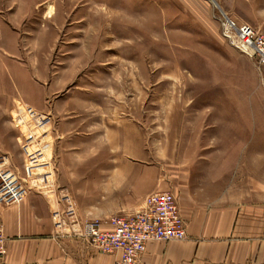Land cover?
Returning <instances> with one entry per match:
<instances>
[{
  "label": "rangeland",
  "instance_id": "obj_1",
  "mask_svg": "<svg viewBox=\"0 0 264 264\" xmlns=\"http://www.w3.org/2000/svg\"><path fill=\"white\" fill-rule=\"evenodd\" d=\"M225 17L264 36V0H0V152L27 193L64 187L85 221L218 168L231 185L233 139L264 134V67Z\"/></svg>",
  "mask_w": 264,
  "mask_h": 264
},
{
  "label": "crops",
  "instance_id": "obj_2",
  "mask_svg": "<svg viewBox=\"0 0 264 264\" xmlns=\"http://www.w3.org/2000/svg\"><path fill=\"white\" fill-rule=\"evenodd\" d=\"M233 140L247 146L233 147L231 185L223 168L200 182L193 176L176 193L186 239L149 243L137 264H264V134ZM29 188L19 205H0L8 239L0 264H114L78 236L88 220L109 229L113 214L81 221L65 214L64 187Z\"/></svg>",
  "mask_w": 264,
  "mask_h": 264
},
{
  "label": "built area",
  "instance_id": "obj_3",
  "mask_svg": "<svg viewBox=\"0 0 264 264\" xmlns=\"http://www.w3.org/2000/svg\"><path fill=\"white\" fill-rule=\"evenodd\" d=\"M221 23L222 35L232 40L237 33L240 48H248L258 67H264V36L246 24L236 26L227 17ZM26 183L11 165L9 157L0 152V205L16 206L25 198ZM103 229L101 220L85 221L78 236L97 253L114 257V264H137L149 243L184 241L185 225L176 197L168 191H156L144 197L138 210L115 215ZM8 239L0 224V258Z\"/></svg>",
  "mask_w": 264,
  "mask_h": 264
},
{
  "label": "bare ground",
  "instance_id": "obj_4",
  "mask_svg": "<svg viewBox=\"0 0 264 264\" xmlns=\"http://www.w3.org/2000/svg\"><path fill=\"white\" fill-rule=\"evenodd\" d=\"M231 38H232V40H231L232 43L234 42L235 44H238V45H239V43H241L240 41L237 40V33H234ZM242 48H243V51H246V52L249 50L248 48H245L243 46H242Z\"/></svg>",
  "mask_w": 264,
  "mask_h": 264
}]
</instances>
